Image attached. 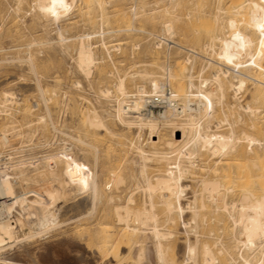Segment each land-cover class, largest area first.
<instances>
[{"label": "bare ground", "instance_id": "6f19581e", "mask_svg": "<svg viewBox=\"0 0 264 264\" xmlns=\"http://www.w3.org/2000/svg\"><path fill=\"white\" fill-rule=\"evenodd\" d=\"M151 1L30 0L26 6L52 22L68 16L77 3L83 5L79 9L82 15L96 11V19H91L93 28L74 36L77 40L74 50L76 66L86 78L92 73L93 65L99 61L107 59L113 64L111 52L121 50L119 34L129 40L132 32H143L131 25L132 21L141 17L160 19L161 34L148 33L154 41L149 51L151 57L157 55L158 49L162 47L158 42L161 39L170 41L176 35L185 37L181 27L196 14L197 6L182 13L180 11L184 7V0ZM23 2L18 0V4ZM260 2L261 5H254L245 14L238 11L239 6L234 10L216 7L212 19L220 24L223 32L214 33L204 44L207 56L170 41L171 45H164L167 59L157 66V71L152 69V61L147 68L133 72H120L116 65L113 71H109L108 74L115 78L111 87L115 93H111L110 87L101 86L96 94L112 103L113 112L108 114L106 108L107 111L103 110L102 115L94 107H86L80 116L84 121V127L79 133L82 138L75 133L77 137L73 135V140L79 143L78 148L85 155L89 151L88 147L92 149L94 164L98 161L97 149L90 141L100 142L104 137L116 139V144L127 147L133 152L132 155L137 156V176L141 183L132 184L135 186L132 190L128 188L130 191H126L123 202H120L121 196L118 193L125 186V175L117 169L110 170L114 172V177L99 182L95 171L90 175L73 166L69 143L67 146L66 142L62 145L58 142L61 146L56 149L57 154L51 155L54 163L48 170L42 165L44 156H40L39 160L33 155L25 158L17 156L15 150L9 147L12 143H9L10 138H23L24 135L21 129L15 127L17 122L11 113L16 96L13 92L2 91L0 114L6 116L7 121L0 128V155H4L1 157L5 159L0 164V252L8 246L6 244L17 240V228L23 224L21 219L13 218L16 208L24 210L35 206L38 213L36 220L31 222L33 231L30 232L32 235L43 233L57 225L53 207L65 195L68 185L76 182L77 195L91 190L93 200L98 205H104L99 212L96 211L98 216L91 237L94 238V246L100 258L111 259L113 264L124 263L126 254H122L121 248L129 252L132 243L139 245V240L135 242V239L147 234L152 240L158 264H264V29L260 28L264 23V0ZM55 34L60 44L71 39L60 28L56 29ZM92 38L97 39L91 42ZM113 41L116 44L110 48L108 44ZM32 45L31 42L26 47L29 49ZM96 45L104 50L101 58L97 57L94 50ZM138 46V43L131 45L135 48ZM170 48L185 52L182 61L186 65L181 66V62H176V66H179L174 70L176 67H172L168 61ZM26 57L29 71L38 77L31 54L28 52ZM198 57L202 58L203 64L195 73L194 61ZM127 78L134 81L132 90H128L132 85L129 82L131 86L127 87ZM182 78L185 79V89ZM247 82L251 85V89H248L249 101L240 104ZM208 83L214 85L211 92L205 90ZM73 84L76 89L80 87L79 82ZM40 85L39 82L36 85L38 98L43 103L49 102L56 91L44 89ZM167 87L171 92L166 96L167 104L163 110L158 114L144 113L145 97L161 95L163 88ZM229 92L233 103L227 102ZM107 117H111L114 122V130L107 123ZM38 120L43 123L45 117L40 116ZM116 126L127 131L136 128L137 135L133 138L130 134L129 138L121 137L116 132ZM238 126L240 130H237ZM142 129L147 132L145 142L142 141L143 135H140ZM166 129L170 132L168 139L164 138L166 135L163 130ZM63 134L66 137L67 133ZM69 137L68 140H72ZM50 144L46 143L47 146ZM201 157L202 163L198 164ZM149 162H154L160 167L159 170L154 169L156 172L148 173ZM219 169H225L222 173L229 169L227 174L220 176L222 180L215 179L216 176L207 177L208 173L219 172ZM197 170L202 172V178L192 190L191 199L188 197L190 200L183 204L181 202L186 196L184 193L189 187L182 186L180 180L189 174L194 175ZM63 173L67 174V179L62 177ZM15 182L18 186L23 184L28 188H38L16 192ZM256 188L261 193L257 194ZM134 190H139L142 195L138 204L135 203ZM107 209L110 215L112 213L114 223L109 221L111 218L108 221L105 219ZM185 213L189 214L188 219H184ZM214 220L228 224L229 242H221L219 238L213 242L199 240L198 223ZM178 225L186 235L184 257L180 261L173 250ZM191 235L194 238L192 242L187 237ZM137 256L141 257V248Z\"/></svg>", "mask_w": 264, "mask_h": 264}, {"label": "rangeland", "instance_id": "374dc122", "mask_svg": "<svg viewBox=\"0 0 264 264\" xmlns=\"http://www.w3.org/2000/svg\"><path fill=\"white\" fill-rule=\"evenodd\" d=\"M29 1L30 0H24L22 4H18V0H0V98L2 94L1 92L4 90L15 93L13 95L16 96L14 97L16 103L12 107L11 113L13 118L15 117V123L17 122L15 127L19 130H23H20V132L22 135L24 134L22 136L23 138H10L9 143L12 141V145L9 144V147L13 148L15 154L20 158L33 155L37 156L39 160L40 156L42 158L43 156L57 154V148H59L63 142H66L67 146L69 143L72 152L73 166L90 175L95 171L96 180L99 182L103 183L114 177V172L111 171L113 172L111 173L110 170L117 169L125 175V186L122 188V191H119L118 193V195L121 196L120 202H123L126 193L135 187L134 185L133 187L132 184L136 185L141 183V179L137 176L139 164L136 163L137 161L139 162L137 156L135 154H133V156L131 154L133 152L128 150L127 147L116 144V139L104 137V140L100 142L95 140L90 141V144L97 149L98 161L94 164L92 149L86 147L89 150L88 153L86 155L82 153L78 148L80 147L79 143L73 140V137L75 138L73 135L77 134L79 138H82L79 134L84 127V121L81 118V115L84 114L87 108L94 107L99 114L102 112V115H104V111L106 112L107 110L108 114L113 112L111 107L112 103L105 101V98L99 97L96 92L101 86H107L108 88L110 87V90L112 89V94L115 93L114 89L111 88L113 87L112 84H114V75L112 76V74H108L109 71H113L115 65L120 72H133L143 67L147 68L150 61L154 62V65L152 66L154 71H157L156 69L158 65L165 63L167 59L165 46L158 49L157 55L155 54L151 57L149 54L150 49L153 48L154 41L153 37L148 36V33L161 34L160 19L154 17V19L150 20L148 18L149 16H144L139 20L132 21L131 25L143 30V32H132L129 40L124 39L123 35L119 34L118 39L121 41H119L121 50L111 52L113 64L107 59H104L103 62L99 61V63L93 65L92 73L85 78L76 66V54L74 50L77 40L74 39V36L88 30L89 28H93L94 25L91 24V19L96 17V11H91L90 15H82V12L79 11V9L82 8L83 5L77 3L76 7L73 8L68 16L60 18L57 22H52L50 19H43L39 14H36L37 12L34 10L28 9L26 5ZM150 2L152 1L149 0V3ZM18 5L19 9L16 10ZM183 5L184 7L180 11L182 13L185 12L186 9H193L194 5L197 6L196 9H198V11L195 14L196 16L194 15L189 21L182 25L181 29L185 37L176 35L173 36L170 41L185 48L193 49V51L198 52L199 54L201 53V55L207 56L204 44L214 33L222 34L223 32V28L220 24L214 22L212 19V15L217 6H220L224 10H234L236 9V6H239L238 11L240 10L245 14L254 5H261V2L260 0H184ZM154 15L156 16V14ZM154 15L152 14L151 16ZM87 20L89 22H87ZM57 28H60L62 32L66 33L65 36L71 39L64 44L58 43L55 34ZM260 28L264 29V23L260 25ZM96 39L97 38H92L91 42H94ZM31 42L34 45H32V47L29 46L28 49L26 45L31 44ZM34 42L38 44L35 45ZM135 43H138L139 46L137 48L131 47V45ZM110 44L108 45L112 48L116 42L113 41ZM101 49L102 48L98 45L94 48L98 58L104 56V50ZM28 52L32 56V64L35 66L36 72L39 74H37L38 77H35L36 75L29 71V63L26 60ZM169 53L170 56L168 61L172 67H176L174 70L179 66L178 64L176 66V62H179V64L182 63L181 66L185 64V62L182 61L185 52L176 48H170ZM202 62L203 60L200 57L195 59V73L201 64H203ZM185 65L184 68L186 67ZM36 78L38 79L36 80ZM37 81L41 84V87H45L44 89L53 90L54 92L56 91L55 95L52 96L53 98L51 97V102L43 103V101L38 98L39 92L36 86L38 84ZM181 81L182 84L184 82L183 86L185 89V79L182 78ZM74 82H79L80 87H77L76 89L75 86H72ZM126 83L127 87L131 86L128 90H132V83H134V81L127 78ZM247 84L246 86L248 88L245 87V93H242V98L239 100L240 104L249 101L248 95L250 91L248 89H251V85H249L250 83L248 84L249 86ZM230 94L231 92L227 94V102L233 103V98H229ZM88 101L90 103H87ZM106 108L108 109L106 110ZM40 116L45 117L44 124L39 122L38 117ZM6 121V116L4 117L1 114L0 128ZM107 123L112 130H114L112 126L114 122L111 117H107ZM115 128L118 130H116V132H118L117 134L121 137L124 136L129 138L128 135L130 134L129 136L133 138L137 135L136 128H132L129 131L122 128L120 129L118 126ZM237 130H240V126H238ZM62 131L65 132V134L67 133L66 137H64V134L62 135ZM163 132H165L164 134L166 135L164 138H170V132L168 129L163 130ZM69 135L71 136L69 137ZM140 135H143L142 141L146 140L147 132L145 129L141 130ZM68 137L72 138V140H68ZM63 138H65V140ZM103 141L105 142L103 143ZM48 142L51 143L49 146L46 145ZM58 142L62 144L59 145ZM106 142L110 143L109 146H111L109 147ZM105 144L108 148L105 147ZM202 158L203 157L198 160V164L202 163ZM129 159L132 161L134 159L136 161L132 162ZM147 164V171L150 174L156 172L157 169L159 170L160 168L159 166H156L154 162H149ZM223 170L225 169H219V172L215 173H208L207 177L214 178L216 176L215 179L222 180L220 176L227 174L229 169L223 172L224 174L222 173ZM231 170L229 171L230 173ZM15 172L16 169H14V173ZM220 172L221 174H219ZM194 175L189 174L186 176L188 178L184 176L182 178L183 180H180L182 186H187L189 188L194 187L192 189L185 188V200L183 199L181 202L183 204L186 200L191 199L190 196L192 195V190L198 185L196 184L197 181L202 178V176H200L202 175V172L199 170H197ZM133 176L135 180L133 179ZM62 177L67 179V174L63 173ZM14 187L16 192H24L28 189L38 188V186H29L28 188V186L23 184H19L18 186L16 182ZM76 188V182L70 183L65 195H62V197L56 201L53 207L54 210H52L55 213L54 215L57 220V225L43 233L32 235L30 232L33 231L31 222L36 220L38 213L35 206H31L24 210L19 207L16 208V213H13V218L21 219L23 224L21 228H17V240L11 242L12 244H6L8 246L1 250L0 264H113L111 259L100 258L94 246V238L91 237L93 236L92 234H94L92 230L95 227V220L99 212L98 210L104 207V205H98L96 200H93L91 190L77 195L75 193ZM128 188H130V190ZM257 189L258 188H256V193H261L260 190L257 191ZM133 196L136 200L135 203L137 204L142 199L139 190H134ZM108 212L107 209L104 213V215H106L105 219L108 221L111 218L113 220L111 221L110 219L109 221L114 223L112 213L110 215ZM108 214L110 216L109 218ZM188 218L189 214L185 213L184 219ZM222 223L223 222L218 220L208 221L203 224L198 223L197 230L199 231H197V233L198 236L200 235L199 240L213 242L215 239L219 238L221 239V242H229L230 235L228 232V224ZM176 229L173 250L176 258L180 261L184 257V241L186 235L179 225ZM191 236L187 237L192 242L194 238L193 235ZM140 237L143 241L140 240ZM140 237L135 239V242L136 240H139L138 242L139 245L141 244L140 246L132 243L129 252L123 248L120 249L122 254H126L123 262H126L125 264H158L155 259L153 243L149 234L145 235V238L142 236ZM87 241L88 243L86 244ZM140 241H142V243H140ZM140 248L141 257L137 258Z\"/></svg>", "mask_w": 264, "mask_h": 264}, {"label": "built area", "instance_id": "2783aa9c", "mask_svg": "<svg viewBox=\"0 0 264 264\" xmlns=\"http://www.w3.org/2000/svg\"><path fill=\"white\" fill-rule=\"evenodd\" d=\"M160 44L164 46L165 44H170V41H167L166 39H161ZM213 89V84L208 83L205 86L206 92H211ZM171 90L167 88H163V93L161 95H149L145 97V106H144V113L150 115L151 113L158 114L160 110H163V108L167 104V95H170ZM1 116V114H0ZM4 155H0V164L5 161L4 157H1ZM54 163L53 157L52 156H44L42 158V165L45 169H49Z\"/></svg>", "mask_w": 264, "mask_h": 264}]
</instances>
